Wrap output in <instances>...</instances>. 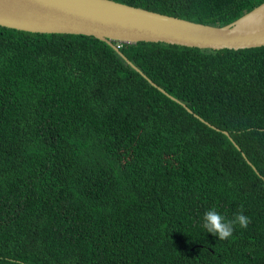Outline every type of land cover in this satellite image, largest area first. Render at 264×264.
Returning <instances> with one entry per match:
<instances>
[{"label":"trees","instance_id":"16d2710c","mask_svg":"<svg viewBox=\"0 0 264 264\" xmlns=\"http://www.w3.org/2000/svg\"><path fill=\"white\" fill-rule=\"evenodd\" d=\"M120 1L221 24L261 0ZM114 42L145 75L0 24V264H264V44ZM211 208L251 223L220 240Z\"/></svg>","mask_w":264,"mask_h":264},{"label":"water","instance_id":"95a60500","mask_svg":"<svg viewBox=\"0 0 264 264\" xmlns=\"http://www.w3.org/2000/svg\"><path fill=\"white\" fill-rule=\"evenodd\" d=\"M0 24L34 31L92 34L145 75L114 40H161L212 48L264 44V0L221 24L120 0H0Z\"/></svg>","mask_w":264,"mask_h":264},{"label":"clouds","instance_id":"9594fccd","mask_svg":"<svg viewBox=\"0 0 264 264\" xmlns=\"http://www.w3.org/2000/svg\"><path fill=\"white\" fill-rule=\"evenodd\" d=\"M202 219V227L206 232L211 233L220 240L232 237L236 225H239L242 229H247L251 223L250 217L245 215L243 211L235 214L232 220H228L224 215L217 212L215 208L207 210Z\"/></svg>","mask_w":264,"mask_h":264},{"label":"built area","instance_id":"2783aa9c","mask_svg":"<svg viewBox=\"0 0 264 264\" xmlns=\"http://www.w3.org/2000/svg\"><path fill=\"white\" fill-rule=\"evenodd\" d=\"M119 43H117V45H118Z\"/></svg>","mask_w":264,"mask_h":264}]
</instances>
